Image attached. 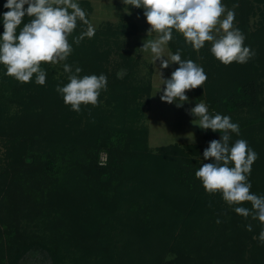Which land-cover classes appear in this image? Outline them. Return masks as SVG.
<instances>
[{
	"label": "trees",
	"instance_id": "16d2710c",
	"mask_svg": "<svg viewBox=\"0 0 264 264\" xmlns=\"http://www.w3.org/2000/svg\"><path fill=\"white\" fill-rule=\"evenodd\" d=\"M227 2L238 5L237 27L254 51V43H264V24L251 32L250 18L264 0ZM5 3L0 0V13L8 11ZM79 3L90 20L91 3ZM85 27L78 23L68 37L73 52L66 62L80 66V75L107 76L96 106L75 112L64 103L56 91L68 82L62 63L42 62L44 85L35 77L18 82L0 65V264H18L36 249L54 264H264V244L253 238L264 225L236 214L195 177L209 162L201 160V146L150 149L145 120L152 83L138 82V62L120 52L123 32L108 24L76 45L73 37ZM173 36L170 50L182 49V58L208 76L192 89L197 100L230 116L240 126L232 140H247L259 154L249 179L251 191L264 195V60L254 51L247 63L224 65L210 48L196 51L183 35ZM115 53L121 60L113 64ZM215 136L220 133L207 130L208 145Z\"/></svg>",
	"mask_w": 264,
	"mask_h": 264
},
{
	"label": "clouds",
	"instance_id": "9594fccd",
	"mask_svg": "<svg viewBox=\"0 0 264 264\" xmlns=\"http://www.w3.org/2000/svg\"><path fill=\"white\" fill-rule=\"evenodd\" d=\"M124 11L130 13L131 7L143 9V15L151 26L148 35L157 33L155 39H146L142 49L151 53L154 63L159 60L162 92L160 99L169 104L183 107L189 102L186 90L205 84L208 76L204 68L192 59L182 58V49L174 53L166 50L173 40V33L183 35L185 43L199 51L211 42L210 52L224 65L233 62L244 64L255 55L250 45L245 44V35L235 27V7L229 9L222 0H122ZM131 6V7H129ZM0 13V23L4 31L0 33V65L4 66V75L18 82H34L44 85L47 71L42 62L52 65L61 64L67 74V83L58 84L56 91L72 111L80 112L81 105H98L102 90L108 86L105 74L93 73L80 75L83 69L67 63L73 52L68 37L77 28L78 23L86 26L73 42L79 45L85 38L91 39L96 28L88 19L79 0H6ZM25 17L30 19L25 22ZM165 57H167L165 59ZM178 64L171 76L164 77L163 69ZM156 93V94H157ZM196 117L202 129L219 132L220 138L209 141L204 149L203 160L195 171L205 191L219 193L222 199L233 208L236 214L245 219L251 217L264 225V195L251 191L249 179L252 166L259 154L249 146L247 140H232V134H240V126L228 115L213 113L204 102H198L188 110ZM250 202L251 208L243 206ZM217 223L220 219L217 218ZM252 231V225H246ZM264 244V227L258 237Z\"/></svg>",
	"mask_w": 264,
	"mask_h": 264
},
{
	"label": "rangeland",
	"instance_id": "374dc122",
	"mask_svg": "<svg viewBox=\"0 0 264 264\" xmlns=\"http://www.w3.org/2000/svg\"><path fill=\"white\" fill-rule=\"evenodd\" d=\"M88 1L92 5V13L90 15V21L95 26L96 30L105 28L108 24L112 25L114 29L120 30L123 33L119 35V42L122 45L120 52L128 51L132 58L138 62V66L135 69L136 80L138 82L152 83V94L150 97V103L147 106L145 126L149 130V147L155 151L162 146H168L177 144L180 146L188 144H199L201 146L200 158L203 162V152L207 148L208 142L206 139L207 130L202 129L199 125L195 124L198 121H194L196 117L189 114L188 110L195 106L198 101L195 97L193 90H186V95L189 97V102H185L183 107H177L176 103H167L160 99L162 92H159L161 86V76L159 74L160 61L156 64L153 61L152 55L142 49L144 41L146 39H155L157 33L148 35V29L151 27L146 17L143 15V9H137L131 7V12H125V5L122 0H79ZM227 8H233V5L229 4L227 0H222ZM264 4L256 3L255 14L250 18V30L251 32L258 33L259 28L264 24V13H262ZM236 13V12H235ZM239 24L237 16L234 21L235 27ZM173 35H182L178 32ZM113 42V41H112ZM206 47H211V42H206ZM254 51L260 55L264 60V43H254ZM167 51L172 52L167 45ZM199 54V52H198ZM200 56V54H199ZM167 57H165L166 59ZM114 62H119L121 58L118 53H115L112 57ZM50 64V63H49ZM57 67V65H52ZM179 65L175 64L167 69H163L164 77L171 76L172 71L178 68ZM118 77L122 78L126 74V70L118 69ZM264 81V78H263ZM157 93V94H156ZM264 97V94H263ZM206 103L205 101H202ZM214 139H219L215 136ZM4 149L0 142V156L3 154ZM101 161V160H100ZM125 242V241H123ZM121 241V246L123 245ZM168 257H171L168 256ZM18 264H54L45 252L36 249L25 253L19 260ZM65 264H73L70 261Z\"/></svg>",
	"mask_w": 264,
	"mask_h": 264
},
{
	"label": "built area",
	"instance_id": "2783aa9c",
	"mask_svg": "<svg viewBox=\"0 0 264 264\" xmlns=\"http://www.w3.org/2000/svg\"><path fill=\"white\" fill-rule=\"evenodd\" d=\"M107 161L106 155H102L101 157V164H104Z\"/></svg>",
	"mask_w": 264,
	"mask_h": 264
}]
</instances>
